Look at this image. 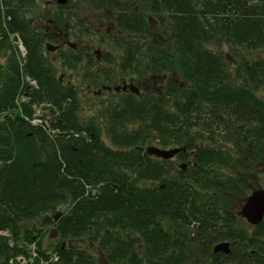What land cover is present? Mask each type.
<instances>
[{
  "label": "trees",
  "instance_id": "obj_1",
  "mask_svg": "<svg viewBox=\"0 0 264 264\" xmlns=\"http://www.w3.org/2000/svg\"><path fill=\"white\" fill-rule=\"evenodd\" d=\"M90 3L117 33L103 61L141 85L97 112L89 104L84 119L81 92L99 71L62 84L46 56L51 36L28 22L37 0H0V57L14 35L25 50L0 67V264L32 245L33 264H264V219L246 231L236 213L255 189L241 158L264 161V0ZM64 12L59 24L75 18ZM149 148L180 151L164 161ZM49 228L57 243L44 248ZM223 241L229 254H213Z\"/></svg>",
  "mask_w": 264,
  "mask_h": 264
},
{
  "label": "rangeland",
  "instance_id": "obj_2",
  "mask_svg": "<svg viewBox=\"0 0 264 264\" xmlns=\"http://www.w3.org/2000/svg\"><path fill=\"white\" fill-rule=\"evenodd\" d=\"M48 1L49 0H37V8L35 10H32V12L27 15L29 19L35 21V25H33V27L37 30H40L42 29L43 26H46L45 22L47 20L46 19L47 16L49 17L52 13L58 11V6L56 5L55 1L53 0L54 3H51L52 5L48 4L47 3ZM68 3L70 6L75 7L78 13V19L77 20L75 19V22L73 21L72 32H71L72 35L70 34V36H68L67 38V41L75 46V49L73 50L72 48L67 46L62 48L61 51L58 50L55 52H51L46 56L51 62V66L54 69L55 77H57L60 82L62 80V84H66L67 80L68 79L70 80V77H72V75L76 73L82 74L83 72L89 69L99 71L101 79L98 78L99 81L98 84L92 83L88 85L87 88L83 87L84 90H82L81 92V98L83 102L85 101V103H83V106L85 104L87 106H84V109L80 114H82V117L84 119H87L90 117V110L88 109L89 104H91L90 107H92L93 111L96 110L95 112H97L98 107L100 109V108H107V106H113L114 103L118 102L126 94L125 92H115L113 90L114 87L120 86L122 83L129 84L130 82H132L134 86L140 87L141 82H138L137 78H134V80H129L128 78L125 77L122 78V76H120L119 73L117 72L116 66H114L112 63H106L103 61L104 57L111 58L114 56V55L112 56L111 49L109 48L107 43L111 41V37L113 38L114 35L117 38L116 36L117 33L115 32V29L109 25L112 16L107 11L106 7L101 8L102 10L99 9L100 11L95 10L91 6L89 0H70ZM43 11L46 13L44 14ZM64 13H69V11H65ZM118 36L121 38L122 35L118 33ZM11 45H12V49L9 52L5 53L2 57H0L1 68H5V66L8 64V59L11 56V54L17 55V49H15V47L13 46V43H11ZM70 50H73L72 53H70ZM94 50L100 52V54H98L99 55L98 58L96 57L97 55L93 53ZM223 51L226 52V48H223ZM64 55H71V57L77 55L79 57L81 64L80 63L76 64L75 66H73L72 69L71 68L67 69L63 67L60 62L61 61L60 59ZM262 56L263 55L258 54V57H262ZM20 58L22 59L21 55ZM251 58L252 57L250 56L247 57V59H251ZM87 59L89 60L90 63L93 64L91 68L90 66L87 65ZM111 71H113L114 74H112L111 77L107 79L106 76ZM76 77L73 78L76 79ZM169 78L170 77L167 76L165 77V80H168ZM160 82L161 81H159V83ZM102 85L109 86L111 90L110 91L104 90L98 95L94 94L95 92L100 90ZM258 96H260L263 99L264 92L259 91ZM21 100L22 99H20L19 101ZM40 109H41L40 107H37L35 109V114L36 115L38 114L39 116L49 119V111L43 110L42 112H40ZM96 115L97 114H95V116ZM98 119H100V117ZM37 122L38 121H34V123ZM97 122L101 124L102 127H105V125L103 124L104 123L103 120H98ZM103 140L105 144L110 147V143L106 138L105 133H103ZM151 145L155 146L154 144H150V146ZM241 160L246 162V164L251 165L252 167L250 178L254 183L255 189L261 188L264 190V161L260 159L256 163H252V162L250 163L247 158H241ZM237 176H240V174H238ZM66 210H67V206H61L57 209L59 213L66 212ZM240 223L246 231H250V229L252 228L243 219L240 220ZM51 232L52 229L49 228L45 230L43 233V243L45 244L44 248L47 245H50L51 243L53 244L57 243L56 238L54 237V235L51 234ZM75 244L77 246L86 248L90 253L94 255L93 257H95L96 260H101L102 262L105 263V259L103 258V255L99 254L96 248L89 247L86 242L77 241Z\"/></svg>",
  "mask_w": 264,
  "mask_h": 264
},
{
  "label": "water",
  "instance_id": "obj_3",
  "mask_svg": "<svg viewBox=\"0 0 264 264\" xmlns=\"http://www.w3.org/2000/svg\"><path fill=\"white\" fill-rule=\"evenodd\" d=\"M47 49L48 51L50 50L49 47ZM179 151V149L160 150L157 148H149L147 154L162 160H169L178 154ZM180 168L183 169V166ZM237 215L245 219L252 226L258 225L264 216V190H253L239 207ZM212 252L213 254L222 253L228 255L230 252L229 244L227 242L218 243L213 246Z\"/></svg>",
  "mask_w": 264,
  "mask_h": 264
},
{
  "label": "flooded vegetation",
  "instance_id": "obj_4",
  "mask_svg": "<svg viewBox=\"0 0 264 264\" xmlns=\"http://www.w3.org/2000/svg\"><path fill=\"white\" fill-rule=\"evenodd\" d=\"M53 0H49L48 3L52 2ZM90 1V0H89ZM50 10V9H49ZM57 12V11H56ZM52 14H56V13H52ZM60 15H58L56 18H48L45 22L46 26H43L42 30L45 35L47 36H51V44L54 45L56 47V50L55 51H61L62 48L64 47H67V38L68 36H70V34L72 35L71 33V29L69 30V27L71 28L72 27V24L71 23H68V24H64V25H59V18ZM29 22V25H31V28L35 29L33 27V25H35V21L33 20H28ZM37 30V29H36ZM71 47H73L72 45H70ZM53 52V51H51ZM50 52V53H51ZM121 87H124V91H128L127 88L129 87V85H127L126 83H122L120 88ZM119 91H122V90H119ZM176 157L174 156V158H172L171 160H177L175 159ZM179 167V165H177ZM181 166H183V168L185 169V166L184 164H181ZM183 169V170H184ZM230 245V244H229Z\"/></svg>",
  "mask_w": 264,
  "mask_h": 264
},
{
  "label": "bare ground",
  "instance_id": "obj_5",
  "mask_svg": "<svg viewBox=\"0 0 264 264\" xmlns=\"http://www.w3.org/2000/svg\"><path fill=\"white\" fill-rule=\"evenodd\" d=\"M23 58L25 57V55H21Z\"/></svg>",
  "mask_w": 264,
  "mask_h": 264
}]
</instances>
